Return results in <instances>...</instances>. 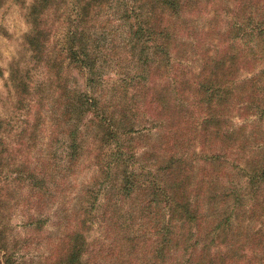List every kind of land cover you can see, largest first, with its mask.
I'll list each match as a JSON object with an SVG mask.
<instances>
[{"label":"rangeland","instance_id":"rangeland-1","mask_svg":"<svg viewBox=\"0 0 264 264\" xmlns=\"http://www.w3.org/2000/svg\"><path fill=\"white\" fill-rule=\"evenodd\" d=\"M137 1L140 0H50L48 9L36 22L32 11L39 0H0V118L5 123L0 131V141L4 142L0 146L3 151L0 158V245L3 247L0 264H56L65 257L69 235L75 231L81 232L86 245L81 264H116L112 263L111 255L118 253L122 243L126 252L131 247L139 252V248L131 244L137 243L144 229L147 231L143 234L149 239L145 246L151 247L148 229L159 218L149 212H139L146 199L139 192L133 191L130 196L117 192L122 177L114 167L106 178L103 169L111 160L106 155L110 148L100 141L97 126L91 129L86 122L80 124L78 161L65 172L67 142L56 116L60 111L56 100L64 90L97 99L105 106L121 101L130 103L128 98L133 90L127 88L128 98L120 99L123 90L118 88L115 75L129 68V74L135 72L133 59L127 54V26L121 18L124 8ZM256 4V11L262 14L264 1L256 0ZM229 9L219 17L224 32L229 21H237L233 17V12L238 11L234 3ZM35 23H39L46 35L39 61L32 58L28 44ZM70 43L77 48L87 46L93 54L94 67L100 75L98 83L86 86L88 74L68 67L64 51ZM251 45L259 51L251 65L255 67L254 72H239L235 85L264 69V48L259 49L263 46L256 42ZM227 46L232 50L243 48V44L231 36L225 43ZM195 70L198 71V67ZM56 71H60V79H56ZM11 74L28 78L30 88L19 108L11 89ZM259 80L264 83L263 76ZM263 105L251 108L245 113V119L231 120L229 128L234 130L237 140L233 148L241 145L239 151L226 150L224 159L212 163L202 162L195 156L191 164L194 181L199 179L202 163L208 168L204 176L208 194L202 192L206 201L204 203L200 197L203 203L200 212L205 217L203 225L211 230L212 250L225 251L228 248L225 243L252 244L244 247L253 249L260 264H264V181L254 193L248 184V172L251 168H264V146L260 147L264 145V117H251L256 113L253 111ZM236 112L232 110L230 115ZM4 129L12 132L7 134ZM144 132L141 136H123L120 143L125 150L131 147L136 154H141L148 145L157 142L162 130ZM189 151L197 154L201 148L194 143ZM131 165L126 167L130 169ZM135 171L137 174L138 170ZM90 197L97 200L91 211V222L83 226L81 221L93 201ZM118 217L119 227L115 228L113 224ZM225 218H228L227 223H221L218 230L213 229L218 219ZM119 228H123L122 231ZM148 251L149 247L141 254L131 255V259L138 264H152L153 254Z\"/></svg>","mask_w":264,"mask_h":264},{"label":"trees","instance_id":"trees-1","mask_svg":"<svg viewBox=\"0 0 264 264\" xmlns=\"http://www.w3.org/2000/svg\"><path fill=\"white\" fill-rule=\"evenodd\" d=\"M231 3L237 7L238 11L233 12L237 21H229L224 32L219 17L223 12L228 13ZM49 4L50 0H39L32 11L35 21ZM256 6V0L137 1L124 8L121 18L127 26V54L133 59L135 72L129 74V68L115 75L118 88L123 90L120 99L128 98L127 88L133 90L128 98L130 103L121 101L105 106L97 99L72 91L64 90L58 94L56 107L60 111L56 116L67 142L65 172L75 167L78 161L80 124L86 122L91 129L97 126L102 137L100 141L110 148L106 155L111 160L103 169L106 178L114 167L122 177L117 192L124 196L139 192L146 197L139 212H149L159 218V223L150 222L152 225L148 229L151 231V247L145 246L149 239L146 233L143 234L147 231L144 229L137 243L131 244L139 248V252L132 247L126 252L122 243L118 253L111 255L114 258L112 263L134 264L136 261L131 255L141 254L149 247L148 252L154 259L152 264H260L253 249L244 247L252 244L225 243L228 246L225 251L212 250L211 230L203 225L205 217L200 212L202 201H206L202 192L208 194L204 181L208 168L202 163L198 174L200 180L197 181L191 173L195 156L202 162L212 163L224 159L226 150L239 151L241 145L233 148L237 140L233 136L234 130L229 128L231 120L245 119L246 112L264 103V83L259 80L264 77V69L256 71V75L240 85L234 82L239 72H254L255 67L251 65L259 51L254 50L251 43L263 46L259 47L260 51L264 48V11L260 14ZM38 24H34L28 44L32 58L39 61L46 35ZM227 33L230 34L227 36ZM229 36L242 43L243 48L232 50L231 46L225 47ZM64 53L68 67L88 74L86 86L98 83L100 75L94 67L96 59L87 46L77 48L76 44L70 43ZM55 77L60 79V71L55 72ZM27 79V75H10L11 89L17 98L16 108L23 104L29 91ZM232 110L237 112L231 116ZM131 111L136 113L131 115ZM253 112L256 113L251 115L252 118L264 117V105ZM4 124L0 118V131ZM143 130L144 133L162 130V133L157 142L148 145L141 154H136L131 147L125 150L120 143L121 137L141 136ZM4 132L10 134L12 131L4 129ZM144 133L142 135H146ZM3 143L0 141V146ZM194 143L201 148L197 154L189 151ZM2 153L0 151V158ZM130 163L132 167L128 169L126 166ZM135 170H138L137 174ZM28 178L30 181L31 174ZM262 181L264 168H251L248 172L250 190L257 192ZM96 198H91L93 201L81 221L83 226L85 222H91ZM227 221L228 218L218 219L213 229L218 230L221 223ZM118 222L119 217L113 227H119ZM119 229L122 231L123 228ZM85 246L81 232L71 233L66 255L56 264H81ZM2 248L0 245V252ZM248 251L251 252L249 255L246 254Z\"/></svg>","mask_w":264,"mask_h":264}]
</instances>
